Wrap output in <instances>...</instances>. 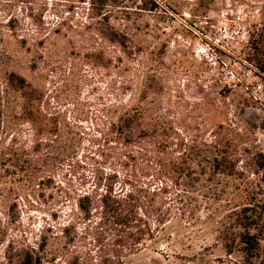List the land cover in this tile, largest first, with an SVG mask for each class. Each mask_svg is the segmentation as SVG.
<instances>
[{"label":"rangeland","instance_id":"rangeland-1","mask_svg":"<svg viewBox=\"0 0 264 264\" xmlns=\"http://www.w3.org/2000/svg\"><path fill=\"white\" fill-rule=\"evenodd\" d=\"M102 7L90 0H0V264H27V248L59 232L72 208L64 206L65 192L82 189L97 170L111 172L121 150L102 137L106 118L115 105L135 107L138 99L132 91L116 99L114 88L125 82L143 88L160 57L162 114L171 105L178 128L190 135L212 140L214 132L242 150L264 152V82L250 72H264V0H126L124 9ZM92 53L103 54L107 68L90 66L85 55ZM117 56L143 76L118 75L115 61L109 63ZM13 72L27 80L25 90L10 81ZM51 130L50 145L36 148ZM240 155L243 167L252 154ZM226 187L224 198L213 192L196 198L189 221L173 219L124 263L231 264L218 223L227 201H243L246 186L230 180ZM52 242L45 253L59 246ZM34 261L64 264L44 256Z\"/></svg>","mask_w":264,"mask_h":264},{"label":"trees","instance_id":"trees-1","mask_svg":"<svg viewBox=\"0 0 264 264\" xmlns=\"http://www.w3.org/2000/svg\"><path fill=\"white\" fill-rule=\"evenodd\" d=\"M97 1L102 8L108 2L117 10L126 8V0H90L92 5ZM85 58L93 68H107L101 53ZM160 59L147 69L148 83L143 88L127 82L114 88L116 99L131 91L138 96L135 107L115 105L106 118L102 137L119 146L118 162L109 173L97 170L79 191L65 192L64 206L72 208L59 232L43 238L38 247L27 248V264L42 256L64 259V264H125L123 259L155 241L173 219L189 221L199 208L196 198L212 192L224 198L230 180L246 186L245 198L235 204L227 201V214L218 223V242L235 257L231 264H264V152L242 150L235 139L213 136L214 132L212 140L190 135L178 128L171 105L162 114L158 95L164 89L159 78L164 63ZM113 61L122 78L130 72L143 76L139 69L125 65L122 57H112L109 63ZM10 81L19 90L28 87L27 80L14 72ZM55 133L46 131L48 138L36 148L50 145ZM241 151L252 154L243 167ZM51 241L59 246L45 253Z\"/></svg>","mask_w":264,"mask_h":264},{"label":"built area","instance_id":"built-area-1","mask_svg":"<svg viewBox=\"0 0 264 264\" xmlns=\"http://www.w3.org/2000/svg\"><path fill=\"white\" fill-rule=\"evenodd\" d=\"M251 75L255 76V79H257L258 81L260 82H264V72H262L261 70L257 69V68H254V67H251ZM232 77V80L235 82L237 79L236 75L232 73L231 75ZM258 88H262V85H259L256 89V96H258V92L257 90H259Z\"/></svg>","mask_w":264,"mask_h":264}]
</instances>
